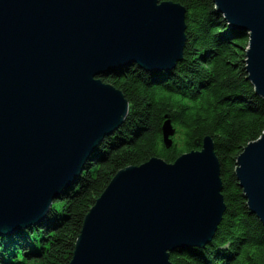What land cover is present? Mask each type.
I'll list each match as a JSON object with an SVG mask.
<instances>
[{
    "label": "water",
    "instance_id": "obj_1",
    "mask_svg": "<svg viewBox=\"0 0 264 264\" xmlns=\"http://www.w3.org/2000/svg\"><path fill=\"white\" fill-rule=\"evenodd\" d=\"M212 1L229 31L247 35V80L264 99V0ZM184 31L185 10L172 2L0 0V233L43 220L123 123L128 102L99 77L171 70ZM161 134L170 148L168 118ZM235 178L264 225V132L237 157ZM221 191L210 138L172 164L126 167L84 217L69 264H172L169 253L212 240Z\"/></svg>",
    "mask_w": 264,
    "mask_h": 264
},
{
    "label": "trees",
    "instance_id": "obj_2",
    "mask_svg": "<svg viewBox=\"0 0 264 264\" xmlns=\"http://www.w3.org/2000/svg\"><path fill=\"white\" fill-rule=\"evenodd\" d=\"M185 10L181 61L169 71L130 66L99 79L129 104L70 188L52 201L42 222L0 236V264H69L83 220L114 175L152 158L172 164L210 138L219 162L225 211L202 248L169 253L172 264H264V225L251 215L235 178L236 159L264 132V99L245 72L248 37L232 32L212 0H158ZM167 116L175 137L163 144ZM198 145V146H197Z\"/></svg>",
    "mask_w": 264,
    "mask_h": 264
},
{
    "label": "bare ground",
    "instance_id": "obj_3",
    "mask_svg": "<svg viewBox=\"0 0 264 264\" xmlns=\"http://www.w3.org/2000/svg\"><path fill=\"white\" fill-rule=\"evenodd\" d=\"M43 219H44V217H43ZM40 222H42V220H41V221H38V222H36V223H33V225H30V226H35V225L39 224ZM30 226H29V227H30ZM27 228H28V227H27ZM24 229H26V227H25V228L22 227V228H20V229L14 230V231L9 232V233H0V236L14 235V234H16L17 232H19V231H21V230H24Z\"/></svg>",
    "mask_w": 264,
    "mask_h": 264
},
{
    "label": "rangeland",
    "instance_id": "obj_4",
    "mask_svg": "<svg viewBox=\"0 0 264 264\" xmlns=\"http://www.w3.org/2000/svg\"><path fill=\"white\" fill-rule=\"evenodd\" d=\"M174 137H175V135H174ZM174 139H178V137H175Z\"/></svg>",
    "mask_w": 264,
    "mask_h": 264
}]
</instances>
